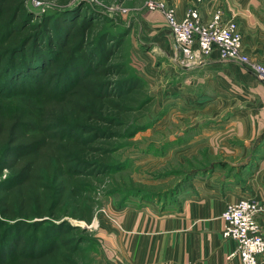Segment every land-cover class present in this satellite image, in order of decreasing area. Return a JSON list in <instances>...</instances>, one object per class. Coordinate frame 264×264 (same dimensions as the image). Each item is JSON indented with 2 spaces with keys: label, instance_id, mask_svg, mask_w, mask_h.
I'll use <instances>...</instances> for the list:
<instances>
[{
  "label": "rangeland",
  "instance_id": "rangeland-1",
  "mask_svg": "<svg viewBox=\"0 0 264 264\" xmlns=\"http://www.w3.org/2000/svg\"><path fill=\"white\" fill-rule=\"evenodd\" d=\"M149 1L159 0H22L20 8L14 12L18 26L16 33H19L17 42L31 52L34 47L45 49L47 44L64 47L66 42L63 44L62 40L72 26L70 22L76 19V25L88 23L91 30L87 27L82 30V46L93 50L106 35L104 43L115 46L108 63L125 65L128 71L125 78L140 79L148 100L129 115L125 124L131 128L120 132L135 133L121 140L111 138L115 140L112 169L107 176L97 174L96 179L104 181L92 194L95 205L90 224L67 216L48 223H66L72 229L68 238L74 255L72 264H111L96 234L100 216H110L136 203L175 208L203 183L215 185L229 174H236L231 165L237 163L238 158L228 157L227 151L237 145L227 136L226 129L233 124L239 104L231 98L217 99L215 95L201 100L198 91L173 85L170 67L174 58L172 54L162 56L157 47L162 31L168 37L172 52L169 32L159 10H148ZM148 13H157L162 27L158 29L147 21ZM53 50L57 53L42 52V56L33 57V60L49 57L51 66L48 70L34 72L35 76L26 75L28 58L20 60L18 54L11 57L12 61H19L15 68L13 62L3 60L0 100L17 97L21 90L33 92L38 81L43 83L41 86L50 84L57 90L65 82L73 83L76 76L60 66L63 51ZM107 79L109 91L125 93L129 89V81L120 83V75ZM134 116L137 118L132 121ZM6 175L2 171L0 180ZM41 232L37 233L40 235ZM20 237L25 243L31 240V244L27 243L22 249L23 254L39 250L38 247L33 249L38 237L35 233L22 231ZM44 239L38 237L37 243ZM55 240L56 236H53L47 243ZM77 248L79 250L74 254Z\"/></svg>",
  "mask_w": 264,
  "mask_h": 264
},
{
  "label": "trees",
  "instance_id": "trees-1",
  "mask_svg": "<svg viewBox=\"0 0 264 264\" xmlns=\"http://www.w3.org/2000/svg\"><path fill=\"white\" fill-rule=\"evenodd\" d=\"M21 1L0 0V73L3 60L13 62L15 68L19 61L11 57L18 54L20 60H29L26 75L35 76L34 72L51 66L49 57H33L55 49L63 51L60 66L76 79L58 90L38 81L33 92L21 90L17 97L0 100V177L2 171L7 173L0 180V264H72L68 242L72 229L66 223H48L67 216L90 224L92 194L104 181L97 180V174L107 176L112 169L115 140L111 138L121 140L135 133L120 132L131 128L125 124L129 115L148 100L140 79L125 78V65L108 63L115 46L104 43L106 35L93 50L82 46V30H91L88 23L76 25L73 19L62 48L47 44L31 52L19 45L14 12ZM118 75L120 83H130L125 93L107 88V78ZM22 231L45 238L34 241L36 253L23 254L31 240L25 243ZM53 236L56 240L47 243Z\"/></svg>",
  "mask_w": 264,
  "mask_h": 264
},
{
  "label": "crops",
  "instance_id": "crops-1",
  "mask_svg": "<svg viewBox=\"0 0 264 264\" xmlns=\"http://www.w3.org/2000/svg\"><path fill=\"white\" fill-rule=\"evenodd\" d=\"M165 2L175 7L177 18L196 4V0ZM199 7L205 21L214 9H221L224 20L237 25L243 53L251 62L264 65V0H200ZM146 18L156 28L162 27L157 13ZM157 40L162 56L172 54L164 32ZM171 62L173 85L198 91L201 100L215 95L239 104L233 124L226 129L237 145L227 151L228 157L238 158L231 165L236 174L215 185L203 183L175 208L136 203L100 216L97 238L111 264H238L235 258H227L235 243L221 236V213L227 204L252 199L259 206L256 220L264 238V84L250 67L221 62L215 50L190 67ZM262 260L264 264V254Z\"/></svg>",
  "mask_w": 264,
  "mask_h": 264
},
{
  "label": "built area",
  "instance_id": "built-area-1",
  "mask_svg": "<svg viewBox=\"0 0 264 264\" xmlns=\"http://www.w3.org/2000/svg\"><path fill=\"white\" fill-rule=\"evenodd\" d=\"M199 1L176 17L175 7L163 0L147 4L148 10H159L169 32L172 57L178 65L190 67L193 61H201L215 50L221 62H236L250 67L256 79L264 84V65L251 62L243 53L241 34L237 25L224 20L217 8L205 21L200 16ZM259 206L252 199H242L227 204L221 213L223 239L235 243L228 259L235 258L238 264H263L264 238L256 220Z\"/></svg>",
  "mask_w": 264,
  "mask_h": 264
}]
</instances>
